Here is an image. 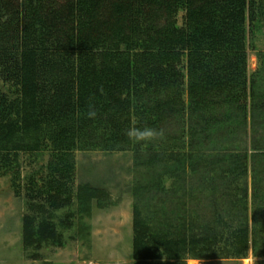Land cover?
<instances>
[{
    "label": "trees",
    "instance_id": "1",
    "mask_svg": "<svg viewBox=\"0 0 264 264\" xmlns=\"http://www.w3.org/2000/svg\"><path fill=\"white\" fill-rule=\"evenodd\" d=\"M246 20L251 35L262 32L264 0H0V177L15 180L20 153H50L52 176L74 170L77 151L130 152L138 175L130 187L135 264L244 258L249 249L264 257V228L256 224L264 208V143L252 141L250 153L222 145L212 152L245 127L247 113L254 125L264 109V55L260 70L246 77ZM91 108L95 119L87 116ZM146 126L164 135L148 144L128 139L129 128ZM184 139L185 152L177 146ZM186 167L196 174L193 188ZM165 177L173 180L169 189ZM80 188L68 213L78 215L79 235L89 229L82 218L106 197L96 186ZM191 198L211 202L203 225L183 216ZM224 202L226 216L218 211ZM221 229L228 235L222 249L214 247ZM24 239L61 245L45 220Z\"/></svg>",
    "mask_w": 264,
    "mask_h": 264
},
{
    "label": "rangeland",
    "instance_id": "2",
    "mask_svg": "<svg viewBox=\"0 0 264 264\" xmlns=\"http://www.w3.org/2000/svg\"><path fill=\"white\" fill-rule=\"evenodd\" d=\"M183 16L184 13L181 11L176 17L179 26L182 25ZM245 16L247 19V11ZM248 25L246 20L247 78L258 69L260 70L261 55H264V28L260 34L251 35ZM183 100L186 101V94H184ZM262 112L264 109L259 111L257 119L253 122L254 125H251V115L247 113L245 127L236 129L234 137H227L219 141V144L213 146L212 152L218 153L217 149L235 146L237 152L246 150L247 153H250L252 141L264 143V114ZM177 146L185 148L183 150L185 152L188 147L187 139L181 141ZM49 155L50 153L46 151L41 152L40 155L20 153L17 168L11 169L15 174L18 173L15 180L12 181L11 175L0 177V264H135L131 258L132 204L134 200L130 187L133 178L138 175L131 168L132 154L130 152L77 151L73 153L74 170L52 176H48L45 168L50 159ZM261 169L264 171L263 165ZM250 171L248 167L247 177L243 180V184L247 187L248 204L252 196ZM185 172L187 175L184 181L187 184L190 183L188 185L190 188L195 187L196 174L189 171V167H186ZM165 179L167 180L165 181L166 186H164L169 189L167 185L173 180L169 177H165ZM32 180L38 185L35 191L41 186H46L45 190L48 191V194L45 192L44 194L35 193L30 182ZM241 184L242 182H240ZM84 185L101 188L106 193V197L103 198L100 209L93 207L90 217L82 218V223L89 229L88 233L84 231L79 235L76 233V229L77 222L81 221H78L77 214L68 217V213L75 208L76 193ZM234 186H238V184H234ZM29 188L32 190L31 192ZM232 192L233 190L230 189L224 198H228ZM219 194L213 192L212 195L216 197L213 200L219 199ZM202 199L191 198V204L187 201L183 211L184 218L197 216L200 218L201 225L206 223V220L212 216L213 209L210 210V213L208 208L212 206L211 202L206 201L204 204ZM219 204L218 211H222L223 216H226L230 206L225 202ZM174 205L175 203L172 202V206ZM262 209L256 224L264 228V217L262 216L264 208ZM252 211L249 210L247 217L249 227H253L254 223V220H251ZM44 220L48 224H54L61 245L43 241L29 244L24 239L25 233L32 230L33 226L37 227L39 221ZM59 224L61 225L59 226ZM217 228L220 230L219 226ZM221 232L223 236L214 242L216 243L214 247H220V249L224 247L222 244L228 236L225 229H221ZM32 241L35 240L32 239ZM223 255L201 260L187 258L184 263L264 264V257L254 256L250 249L244 258H235L230 255L223 257ZM161 261L166 260L163 258ZM162 263L149 261L142 264Z\"/></svg>",
    "mask_w": 264,
    "mask_h": 264
},
{
    "label": "clouds",
    "instance_id": "3",
    "mask_svg": "<svg viewBox=\"0 0 264 264\" xmlns=\"http://www.w3.org/2000/svg\"><path fill=\"white\" fill-rule=\"evenodd\" d=\"M89 119H95L97 112L94 108H91L87 113ZM126 135L128 139L133 143L148 144L154 142L164 135L163 129H156L153 127H131L127 130Z\"/></svg>",
    "mask_w": 264,
    "mask_h": 264
},
{
    "label": "bare ground",
    "instance_id": "4",
    "mask_svg": "<svg viewBox=\"0 0 264 264\" xmlns=\"http://www.w3.org/2000/svg\"><path fill=\"white\" fill-rule=\"evenodd\" d=\"M189 264H194V262H190Z\"/></svg>",
    "mask_w": 264,
    "mask_h": 264
}]
</instances>
